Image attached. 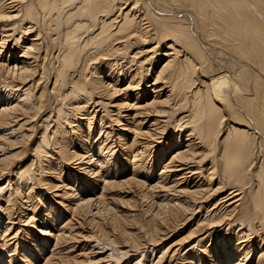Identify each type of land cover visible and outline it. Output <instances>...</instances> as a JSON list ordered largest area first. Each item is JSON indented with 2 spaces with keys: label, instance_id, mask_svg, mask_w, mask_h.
I'll list each match as a JSON object with an SVG mask.
<instances>
[{
  "label": "bare ground",
  "instance_id": "6f19581e",
  "mask_svg": "<svg viewBox=\"0 0 264 264\" xmlns=\"http://www.w3.org/2000/svg\"><path fill=\"white\" fill-rule=\"evenodd\" d=\"M0 264H264V0H0Z\"/></svg>",
  "mask_w": 264,
  "mask_h": 264
},
{
  "label": "rangeland",
  "instance_id": "374dc122",
  "mask_svg": "<svg viewBox=\"0 0 264 264\" xmlns=\"http://www.w3.org/2000/svg\"><path fill=\"white\" fill-rule=\"evenodd\" d=\"M212 60H215V59H212ZM212 63H213V65L217 66V64H216V62H215V61H213Z\"/></svg>",
  "mask_w": 264,
  "mask_h": 264
}]
</instances>
